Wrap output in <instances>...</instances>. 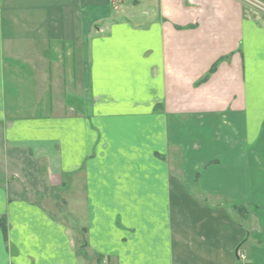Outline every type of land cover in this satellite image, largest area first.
Segmentation results:
<instances>
[{"label":"crops","instance_id":"crops-1","mask_svg":"<svg viewBox=\"0 0 264 264\" xmlns=\"http://www.w3.org/2000/svg\"><path fill=\"white\" fill-rule=\"evenodd\" d=\"M260 12L0 0V137L64 208L0 182V264H264Z\"/></svg>","mask_w":264,"mask_h":264},{"label":"rangeland","instance_id":"rangeland-1","mask_svg":"<svg viewBox=\"0 0 264 264\" xmlns=\"http://www.w3.org/2000/svg\"><path fill=\"white\" fill-rule=\"evenodd\" d=\"M243 6L252 9L254 12L261 11L262 16L264 15V5H259L253 0H241ZM263 11V12H262ZM75 107H79L76 101H72ZM66 105V103L64 102ZM69 115H83L84 112L81 110L78 112L74 109V112L69 111L70 107L66 106ZM79 110V108H78ZM167 155H158V158L167 161L170 164V153L166 152ZM31 153L28 150H18L17 148H11V146L0 137V182H3L4 187L10 188L12 193H16L19 199L27 201H40L46 199L49 205H52L51 200H58V203L54 204L56 207L50 206L54 215L60 216L59 213L55 212L64 209L60 206L61 198L55 199V190H52L50 184L47 181L46 168L43 165L36 164L31 159ZM181 157L175 158V164L179 165L176 172L180 174L181 170ZM198 177V175H195ZM50 180V179H49ZM17 198V199H18ZM15 197H11V200Z\"/></svg>","mask_w":264,"mask_h":264},{"label":"trees","instance_id":"trees-1","mask_svg":"<svg viewBox=\"0 0 264 264\" xmlns=\"http://www.w3.org/2000/svg\"><path fill=\"white\" fill-rule=\"evenodd\" d=\"M215 70H216V67L214 66V67L209 71V73L206 75V77L203 78L202 81L199 82V83H197L196 85H199L200 83H204V82L206 81L207 77H208L210 74H212ZM2 223H3V222L1 221L0 224H2ZM1 226H2V225H1Z\"/></svg>","mask_w":264,"mask_h":264},{"label":"built area","instance_id":"built-area-1","mask_svg":"<svg viewBox=\"0 0 264 264\" xmlns=\"http://www.w3.org/2000/svg\"><path fill=\"white\" fill-rule=\"evenodd\" d=\"M121 0H108L109 4L116 8V6L120 3Z\"/></svg>","mask_w":264,"mask_h":264}]
</instances>
